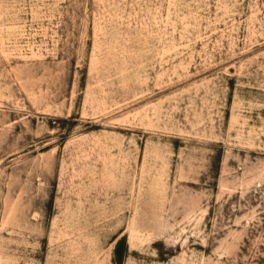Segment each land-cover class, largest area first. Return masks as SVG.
Returning <instances> with one entry per match:
<instances>
[{"label":"rangeland","instance_id":"374dc122","mask_svg":"<svg viewBox=\"0 0 264 264\" xmlns=\"http://www.w3.org/2000/svg\"><path fill=\"white\" fill-rule=\"evenodd\" d=\"M0 264H264V0H0Z\"/></svg>","mask_w":264,"mask_h":264}]
</instances>
